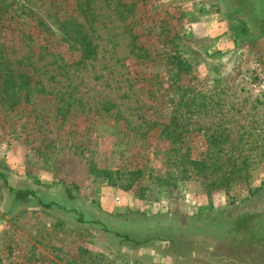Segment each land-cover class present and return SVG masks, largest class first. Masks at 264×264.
<instances>
[{
  "label": "rangeland",
  "instance_id": "rangeland-1",
  "mask_svg": "<svg viewBox=\"0 0 264 264\" xmlns=\"http://www.w3.org/2000/svg\"><path fill=\"white\" fill-rule=\"evenodd\" d=\"M246 34L226 0H0V264H163L99 219L246 229L264 196Z\"/></svg>",
  "mask_w": 264,
  "mask_h": 264
},
{
  "label": "flooded vegetation",
  "instance_id": "flooded-vegetation-1",
  "mask_svg": "<svg viewBox=\"0 0 264 264\" xmlns=\"http://www.w3.org/2000/svg\"><path fill=\"white\" fill-rule=\"evenodd\" d=\"M22 197L34 196L30 190ZM69 199L66 203L64 200ZM62 199L64 205L70 213L82 219L86 211L78 210L73 206V197L69 195ZM45 206L57 205L56 202L44 203ZM68 206V205H66ZM244 209L236 212L241 213ZM258 214H252L247 228L239 229L228 239H223L219 234H212L211 229H205V226L194 223L193 227H188L189 220L182 221L173 217L160 219H151L150 222H138L129 229L121 225H111L106 220L99 219L94 223L99 224L108 234L120 237L121 242L131 243L133 247H144L151 243L150 249L153 251H163L168 257L170 264H177L181 259L177 255V249L182 248L186 253L183 259H200L211 264H264V208L258 211ZM78 212H80L78 214ZM230 214V213H228ZM120 220V219H117ZM198 219H193L197 221ZM256 221V222H255Z\"/></svg>",
  "mask_w": 264,
  "mask_h": 264
},
{
  "label": "water",
  "instance_id": "water-1",
  "mask_svg": "<svg viewBox=\"0 0 264 264\" xmlns=\"http://www.w3.org/2000/svg\"><path fill=\"white\" fill-rule=\"evenodd\" d=\"M226 7L228 11L235 12L237 17L244 20V24L247 27V38L245 44L249 47L260 50L262 53V60L264 62V0H226ZM261 208H264V196L255 201L252 206L244 208V210L257 211ZM107 239L119 246V239L116 235L108 234ZM121 247L128 250L130 249L131 251H134L135 254L139 253V255L151 253L152 255H156L163 264H170L168 257L163 251H153L149 248L151 247V243H147L144 247L140 248L135 246L133 247L131 243H123ZM185 254L186 253L182 250V248L177 249V255L181 259L177 264H211L200 259L185 260L183 259Z\"/></svg>",
  "mask_w": 264,
  "mask_h": 264
},
{
  "label": "trees",
  "instance_id": "trees-1",
  "mask_svg": "<svg viewBox=\"0 0 264 264\" xmlns=\"http://www.w3.org/2000/svg\"><path fill=\"white\" fill-rule=\"evenodd\" d=\"M246 30V28H245ZM94 53V48L91 47V43L89 41L86 40V38L84 37V35L81 37V55H80V59L78 60L77 63H83L86 58L91 57L90 55H93ZM0 175L3 177L4 182L6 183V179L3 176L2 173H0ZM11 190H13L12 188H10ZM27 193H29L28 191H23V190H15V196L17 197H22L23 195H26Z\"/></svg>",
  "mask_w": 264,
  "mask_h": 264
},
{
  "label": "built area",
  "instance_id": "built-area-1",
  "mask_svg": "<svg viewBox=\"0 0 264 264\" xmlns=\"http://www.w3.org/2000/svg\"><path fill=\"white\" fill-rule=\"evenodd\" d=\"M261 72L259 73V82L261 83L262 88H264V69L260 70Z\"/></svg>",
  "mask_w": 264,
  "mask_h": 264
}]
</instances>
